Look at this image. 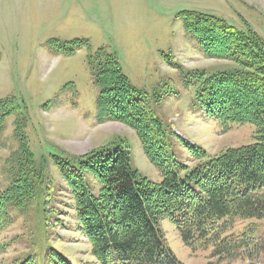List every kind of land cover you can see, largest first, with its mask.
I'll return each mask as SVG.
<instances>
[{"label":"trees","instance_id":"obj_1","mask_svg":"<svg viewBox=\"0 0 264 264\" xmlns=\"http://www.w3.org/2000/svg\"><path fill=\"white\" fill-rule=\"evenodd\" d=\"M178 18L207 56L235 65L228 70L189 71L188 82L196 87L191 108L220 121L222 131L253 123L255 140L217 154L189 142L157 114L170 91L155 88L151 94L137 89L124 74L117 53L103 48L91 53L89 67L95 84L101 86L98 105L103 120L135 129L162 179L153 181L135 168L129 145L119 137L70 158L50 155L67 185L77 228L91 244L94 259L87 264H186L169 246L161 224L165 218L185 243L212 246L216 264L264 255V37L247 22L243 30L213 14L186 10ZM51 44L73 54L87 40L52 39ZM169 64L179 65L176 60ZM27 115L28 106L19 97L0 99V134L7 120L16 116L14 137L19 143L5 159L0 181V264H77L54 243L57 219L49 214L48 205L57 194L56 182L47 184L45 160L37 162L28 147ZM175 139L192 152L194 162L174 150ZM16 212L29 219L23 224L28 229L8 240L4 234L15 223ZM238 225L242 227L237 229ZM12 241L20 242L11 251L10 262L3 254L9 253Z\"/></svg>","mask_w":264,"mask_h":264},{"label":"rangeland","instance_id":"obj_2","mask_svg":"<svg viewBox=\"0 0 264 264\" xmlns=\"http://www.w3.org/2000/svg\"><path fill=\"white\" fill-rule=\"evenodd\" d=\"M186 10L222 17L243 30L247 22L264 37V0H0V99L14 95L28 106L24 126L28 147L37 162L45 160L47 184L56 182L57 194L51 196L48 205L49 214L57 219L52 229L54 243L77 264L94 259L91 244L77 228L67 185L50 155L70 158L119 137L117 140L122 138L129 145L135 168L153 181L162 179L161 169L145 155L136 130L121 121L103 120L98 105L101 86L95 84L89 67L91 53L99 48L117 53L124 74L137 89L151 94L155 88L170 91L158 105L157 114L168 128L189 142L217 154L255 140L253 123L222 131L220 121L191 108L196 87L188 82L189 71L228 70L235 65L231 60L206 55L204 46L178 18ZM52 39L61 43L85 39L87 45L68 54L62 47H54ZM174 60L178 66L169 64ZM15 120L16 116L9 118L0 134V181L5 159L19 147L14 137ZM175 141L179 156L194 162L192 152ZM28 220L17 216L4 236L14 239L28 229L23 226ZM161 224L182 261L216 264L210 256L212 246L186 244L169 218ZM12 242L9 253L3 254L10 262L14 256L11 251L20 241ZM221 264H264V255Z\"/></svg>","mask_w":264,"mask_h":264}]
</instances>
